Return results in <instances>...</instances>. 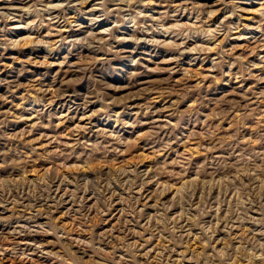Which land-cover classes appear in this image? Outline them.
<instances>
[{"label": "rangeland", "instance_id": "374dc122", "mask_svg": "<svg viewBox=\"0 0 264 264\" xmlns=\"http://www.w3.org/2000/svg\"><path fill=\"white\" fill-rule=\"evenodd\" d=\"M0 264H264V0H0Z\"/></svg>", "mask_w": 264, "mask_h": 264}]
</instances>
